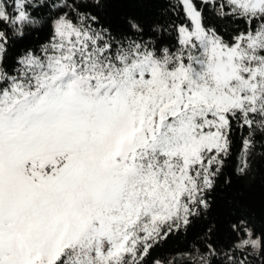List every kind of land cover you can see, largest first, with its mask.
Here are the masks:
<instances>
[{"label": "snow or ice", "instance_id": "snow-or-ice-1", "mask_svg": "<svg viewBox=\"0 0 264 264\" xmlns=\"http://www.w3.org/2000/svg\"><path fill=\"white\" fill-rule=\"evenodd\" d=\"M107 2L0 0V264H264L247 217L227 250L159 251L231 187L237 133L241 178L264 149V0L81 10Z\"/></svg>", "mask_w": 264, "mask_h": 264}, {"label": "trees", "instance_id": "trees-1", "mask_svg": "<svg viewBox=\"0 0 264 264\" xmlns=\"http://www.w3.org/2000/svg\"><path fill=\"white\" fill-rule=\"evenodd\" d=\"M84 3H90V0H84ZM81 10L93 15L99 12L104 26H112L115 29L124 28L130 19L143 24H153L161 20V5L147 2V0H108L107 6L103 9H97L92 5L86 9L82 7ZM206 12L213 18L214 24L224 30L229 26L239 27L234 22L216 18L211 8L206 9ZM239 136L240 133H237L233 155L226 161L224 170L231 178V187L222 190L223 185H221L212 198L214 203L210 213L194 221L187 233H180L169 239L159 251L175 254L177 251L188 250L193 245L201 247L202 243L209 242H215L227 250L226 245L239 242L228 227L229 223L239 217L250 218L258 230L264 229V159L260 157V152L264 149H257L252 174L241 178L236 174V167L241 156ZM210 225L214 226V232L205 239L206 229ZM256 264H260V261L257 260Z\"/></svg>", "mask_w": 264, "mask_h": 264}]
</instances>
